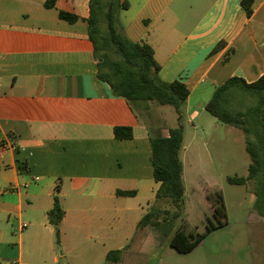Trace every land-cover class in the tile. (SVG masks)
Returning <instances> with one entry per match:
<instances>
[{
    "label": "crops",
    "instance_id": "obj_1",
    "mask_svg": "<svg viewBox=\"0 0 264 264\" xmlns=\"http://www.w3.org/2000/svg\"><path fill=\"white\" fill-rule=\"evenodd\" d=\"M121 1L129 3L120 13L127 37L153 47L162 81L189 89V124L230 78L264 75V0L250 17L244 0ZM45 3L0 0V141L17 147L0 149V264H113L107 255L117 250L123 264L160 188L151 137L170 128L150 127L100 80L90 0ZM116 128L133 137L117 139ZM56 195L65 212L60 244L49 220Z\"/></svg>",
    "mask_w": 264,
    "mask_h": 264
},
{
    "label": "trees",
    "instance_id": "obj_2",
    "mask_svg": "<svg viewBox=\"0 0 264 264\" xmlns=\"http://www.w3.org/2000/svg\"><path fill=\"white\" fill-rule=\"evenodd\" d=\"M255 0H244L248 16L252 15V5ZM56 0H46L48 9L54 8ZM129 8L128 2L121 0H90L89 35L94 45L95 58L98 61L100 80L110 85L115 96L123 97L132 111L141 117L142 110H147L148 103H158L160 106H171L178 115L179 125L170 128L169 136L151 137L152 164L154 178L160 183L156 194V204L168 201L176 211L172 219H164L159 223L160 211L152 208L141 220L138 232L151 225L162 227L168 236V225L180 218L185 199L183 179V163L180 158L184 142V127L182 108L186 104L190 91L181 81L167 83L161 80V66L155 58L153 47L145 42L131 41L121 23L120 13ZM61 19L70 23L78 17L66 12L60 13ZM205 109L218 121L241 129L246 134V150L252 163L247 178H230L235 185H246L248 181L259 183L256 189L257 203L264 215V75L253 83L243 78L233 77L218 86L205 106ZM117 139H131V128H116ZM60 188L56 189L59 194ZM121 195H132L130 192H120ZM217 206L214 214L226 218L223 196L216 195ZM262 206V208H261ZM169 214L168 211H165ZM65 217L58 196L54 207L49 212L50 223L54 226L57 243L60 244L61 224ZM215 229L214 226L208 231ZM205 234L190 232L187 227L177 229L170 245L179 253H190L205 239ZM123 251H111L107 262L118 264L122 261Z\"/></svg>",
    "mask_w": 264,
    "mask_h": 264
},
{
    "label": "rangeland",
    "instance_id": "obj_3",
    "mask_svg": "<svg viewBox=\"0 0 264 264\" xmlns=\"http://www.w3.org/2000/svg\"><path fill=\"white\" fill-rule=\"evenodd\" d=\"M200 116L190 124L183 120L186 189L180 218L168 225L149 226L136 234L123 264H264V215L258 206L259 183L231 184L230 178H247L252 163L246 150V134L239 128L221 123L202 106ZM141 118L165 133L179 125L171 106L152 102L142 110ZM223 196L226 218L217 217L216 195ZM159 223L172 219L175 207L168 201L157 203ZM262 208V206H261ZM168 211L169 214H166ZM214 226L215 229L208 231ZM205 234L202 243L190 253H179L170 242L179 228Z\"/></svg>",
    "mask_w": 264,
    "mask_h": 264
},
{
    "label": "built area",
    "instance_id": "obj_4",
    "mask_svg": "<svg viewBox=\"0 0 264 264\" xmlns=\"http://www.w3.org/2000/svg\"><path fill=\"white\" fill-rule=\"evenodd\" d=\"M168 136H169V134L166 137H168ZM0 149H2V150H5V149L16 150L17 147H16L14 141L4 139V140L0 141ZM27 227H28V225L24 224L21 229L24 230ZM11 264H21V262L20 261H14Z\"/></svg>",
    "mask_w": 264,
    "mask_h": 264
}]
</instances>
